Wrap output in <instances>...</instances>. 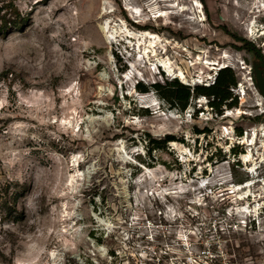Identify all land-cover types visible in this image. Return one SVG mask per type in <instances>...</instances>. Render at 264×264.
Here are the masks:
<instances>
[{
    "label": "rangeland",
    "instance_id": "374dc122",
    "mask_svg": "<svg viewBox=\"0 0 264 264\" xmlns=\"http://www.w3.org/2000/svg\"><path fill=\"white\" fill-rule=\"evenodd\" d=\"M254 64L264 68V0H0V264H138L149 232L172 239L190 210L257 219L223 239L259 257ZM226 68L236 106L194 94L181 109L149 88L208 86ZM165 135L174 141L149 153ZM247 181L249 196L233 193Z\"/></svg>",
    "mask_w": 264,
    "mask_h": 264
},
{
    "label": "built area",
    "instance_id": "2783aa9c",
    "mask_svg": "<svg viewBox=\"0 0 264 264\" xmlns=\"http://www.w3.org/2000/svg\"><path fill=\"white\" fill-rule=\"evenodd\" d=\"M227 217L210 218L207 223L203 212L190 210L189 217L178 218L174 237L168 239L164 233L161 241L152 235L160 227L150 223L149 231L153 227L155 229L149 232L146 245L138 253V264H264V241L258 251L259 257L249 253L236 257L234 250L232 253L227 251L228 242L223 239V235L226 232L230 234L231 230L251 229V222L257 224V219L229 221ZM223 226L228 229H217Z\"/></svg>",
    "mask_w": 264,
    "mask_h": 264
},
{
    "label": "trees",
    "instance_id": "16d2710c",
    "mask_svg": "<svg viewBox=\"0 0 264 264\" xmlns=\"http://www.w3.org/2000/svg\"><path fill=\"white\" fill-rule=\"evenodd\" d=\"M249 51V53L254 54V56L261 60V55L259 50H255L254 46L251 44H247V46L244 47ZM177 79H173L170 82H165L164 85H161L159 83H154L150 85V89H153L157 94L161 96V98L168 103H179L181 109H184L189 101V98L191 96L198 95L205 97L208 99V104L211 109L218 110L221 106L224 104H227L226 106H236L237 101L235 99H232V94L229 91L231 87H234L236 85L235 77L232 73V71L228 68L220 70L219 73L216 76L215 82L208 86H195L191 88L187 85H182L176 81ZM136 90L142 93H147V88L143 86L141 83H137L135 86ZM231 100L230 103H228V100ZM197 133H201V131L196 130ZM239 136H241V132L239 131ZM171 141H174V137H171L169 135H165L163 139H159L158 141H151L149 140V145H151L150 148H148V152L150 153L152 150H158L165 146L166 143H169Z\"/></svg>",
    "mask_w": 264,
    "mask_h": 264
},
{
    "label": "bare ground",
    "instance_id": "6f19581e",
    "mask_svg": "<svg viewBox=\"0 0 264 264\" xmlns=\"http://www.w3.org/2000/svg\"><path fill=\"white\" fill-rule=\"evenodd\" d=\"M199 12L201 13V11H199ZM148 35H149V37H150L151 34L148 33ZM152 37H153V36H152ZM152 37H150V38H152ZM150 45H151V47H153V46H154V42H150ZM163 64H164V63H163ZM201 65H202L205 69H207L206 66H211V65H214V64H210V63L206 62V63H204V64L202 63ZM205 65H206V66H205ZM215 65H216V64H215ZM159 67L161 68V66H159ZM163 67L167 70L168 73H170V74L172 73V70H171V69L168 70V68H169L168 65L166 66V65L164 64ZM173 72H174V71H173ZM176 77H179L180 79H182L183 81H185V77L183 76V74H182L181 72L179 73V75L175 76V78H176ZM193 83H197V81H195V82H193ZM246 143H247V141H246ZM247 160H248L247 157L243 158V161H244V162H247ZM252 164H253V163H252ZM255 165H256V164H254V166H255ZM253 168H254V167H253ZM73 180H74V176H71V177H70V183H72ZM246 183H247V184H245V185H238L236 188H233V190H234L233 193H235V192H236V193H237V192H240L241 190H247V195H246V196H249V188H250V184H249V181H247ZM240 196H241V195H240ZM246 196H245V197H246ZM241 200H242V199H241ZM249 208H250V207H249L248 205H247V207H246V206L243 207L242 210H241V213H242V214H246V215H247V214H253V216H257V217H258V210H259V209L255 208L254 210H249Z\"/></svg>",
    "mask_w": 264,
    "mask_h": 264
},
{
    "label": "water",
    "instance_id": "95a60500",
    "mask_svg": "<svg viewBox=\"0 0 264 264\" xmlns=\"http://www.w3.org/2000/svg\"><path fill=\"white\" fill-rule=\"evenodd\" d=\"M251 71L256 82V87L264 99V68L260 64H254Z\"/></svg>",
    "mask_w": 264,
    "mask_h": 264
},
{
    "label": "clouds",
    "instance_id": "9594fccd",
    "mask_svg": "<svg viewBox=\"0 0 264 264\" xmlns=\"http://www.w3.org/2000/svg\"><path fill=\"white\" fill-rule=\"evenodd\" d=\"M216 76H217V75H216V73H215L214 77H211V78H212V80H213V81H212V84H213V82L215 81V79H216Z\"/></svg>",
    "mask_w": 264,
    "mask_h": 264
}]
</instances>
